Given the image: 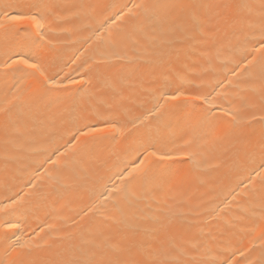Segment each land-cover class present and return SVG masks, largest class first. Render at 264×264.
Here are the masks:
<instances>
[{
	"label": "bare ground",
	"instance_id": "obj_1",
	"mask_svg": "<svg viewBox=\"0 0 264 264\" xmlns=\"http://www.w3.org/2000/svg\"><path fill=\"white\" fill-rule=\"evenodd\" d=\"M43 2L0 0V33L9 27L27 29V33L21 32L20 36L41 45L38 55L48 65L47 75L54 76L58 82L50 81L42 88L43 78L22 79V74L0 69V98L6 96L8 102H14L12 92L16 86L29 94L39 88L45 95L46 106L41 107L35 126L29 122L26 129H21L19 140L8 146L11 160L7 183L3 177L4 145L0 134V201L6 202L8 197L17 195H23L25 201H32V208L27 213L12 216L0 213V225L5 219L18 223L20 231L16 235L22 237V242L42 245L47 242L65 248L70 241L62 238L69 234L74 242H80L81 228L87 217H78L77 214H82L109 179L112 184H121V177L116 173L125 167L129 157L124 151V135L112 134L107 150L98 151L90 144L85 146V141L91 137L79 135L77 129L97 124L101 118L125 122L139 117L143 123H151L160 115L153 111V107L162 88L169 95L195 96L211 91L214 85L222 82L224 87L217 91L227 97L224 107H231L237 112L238 119L259 129L258 121L264 115L259 97L244 84L237 89V77L232 76L231 71L243 57L251 59L260 55L256 43L260 31V0H245L253 5L251 10L241 9L230 26L216 30L214 39L207 43L191 37H197L201 29L207 33L214 27L215 9L211 6L219 0H185L207 7L196 10L195 19L186 13L180 21L182 31L134 38L135 48L131 43L114 45L111 35L117 31L119 22L113 24L109 19L107 25H100L106 18H114L124 5L130 6L136 0H49L59 7L55 9L56 16L49 17L45 23V36L37 39L30 22L13 20L12 17L46 13L41 6ZM239 2L233 0V3ZM168 42H176L180 56L163 64L153 63L155 46ZM6 60L8 56L0 45V64ZM117 81H123L120 96H116L110 87ZM89 94L93 97L92 104L83 111L75 101ZM57 98L62 102L57 103ZM167 103L169 106L192 105L199 101L181 98L169 99ZM199 111H193L191 107L178 109L165 118V123L172 125V134L167 137V146L163 150L171 151L177 160H186L187 163L163 162L165 165L173 163L174 167L173 178L162 187L130 188L135 199L131 206L124 205L127 225L102 223L108 219L107 215L98 218V230L102 235H96L97 242L130 244L147 240L157 246L171 242L187 252L186 256L180 257L182 259H232L233 264H248L249 260L254 261L261 255L264 250L261 212L264 170L259 168V155L254 161L243 155L236 157L227 143L209 141L198 147L191 146V130L187 123L195 125ZM230 119L225 117L221 130L229 127L227 121ZM39 121H43V125ZM74 135L79 136L78 141L72 139ZM53 146H59L66 156L78 153L76 158L84 161L86 170L77 186L63 198L51 194L48 173L53 165L40 167L47 149ZM186 153L194 154L195 161ZM131 158L135 159V156ZM154 159L149 156L144 167H150ZM37 194L44 195L38 197ZM109 213L119 219V214L111 206ZM167 213L183 214L184 227L145 236L143 230L152 228L153 218ZM73 218H77L78 223L74 224ZM129 225L139 226L141 231L133 235ZM15 242V237L9 241L10 244ZM241 251L246 253L244 257L240 256ZM2 255L3 249H0Z\"/></svg>",
	"mask_w": 264,
	"mask_h": 264
},
{
	"label": "snow or ice",
	"instance_id": "obj_2",
	"mask_svg": "<svg viewBox=\"0 0 264 264\" xmlns=\"http://www.w3.org/2000/svg\"><path fill=\"white\" fill-rule=\"evenodd\" d=\"M41 6L47 10L46 13H31L12 17L13 20L30 22L35 29L37 39H42L45 36L43 31L45 23L49 17L56 16L55 9L59 7L49 0H44ZM203 7L207 6L195 2L186 3L185 0H136L130 6L124 5L115 13L114 18H106L100 26L107 25L109 19L113 24L119 22L117 31L111 35L114 45L131 43L135 48L134 38L136 37L148 38L166 31H182L180 21L184 19L185 14L191 15L195 19L196 10ZM211 7L215 9L214 27L209 28L207 33L201 29L199 35L191 37V39H198L205 43L212 41L216 30L221 27H229L237 12L244 8L251 10L253 5L246 3L245 0H240L239 3H233V0H219ZM259 13L260 31L256 43L259 44L257 51H260V55L258 58L252 56L251 59H248L247 56L243 57L235 64L231 75L237 77L235 84L237 89L241 84H244L248 90L259 97L260 110L264 113V51H261L264 50V0H260ZM27 31L23 28L9 27L0 33V45H3L8 56V60L0 64V69H11L13 73L22 74V79L43 78L42 88L50 81L58 83L54 76L47 75L48 65L38 55L41 45L27 37L20 36L21 32L27 33ZM217 54L219 55V51ZM179 56L180 50L176 42H168L167 45L155 46L152 62L163 64L173 57L178 58ZM231 83L229 81V84ZM110 87L116 96H120L119 89L123 87V81L112 83ZM166 87L167 85H164V88ZM223 87V83L218 82L211 91L195 96H186L184 93L169 95L162 88L153 107V111L160 115L151 123H143L139 117L125 122L113 118H101L97 124H87L83 128L77 129L79 135L91 137L90 140L85 141V146L90 144L98 151L107 150L109 142L113 139L112 134L124 135L126 144L124 151L125 155L129 157V162L116 173L121 177V184H112L110 179L103 184L95 199L82 210V214H77L78 217H87L81 228L80 242H74V238L69 234L62 238L70 241L65 248H57L54 244L47 242L43 245L31 241L22 242V237L16 235L20 231V225L10 219H5L4 223L0 225V249H3L0 264H233L232 259L225 261L182 259L180 257L186 256L187 252L183 247H177L171 242L157 246L154 242L147 240L130 244H125L123 241L116 244L97 242L96 240L97 234L102 235L98 230V218L102 216H108V219L102 221L104 224L114 222L127 225L124 205L131 206L135 199L130 188L139 186L143 190L147 189L149 185L162 187L173 178L174 167L173 163L165 165L163 162L187 163L186 160H177L171 151L163 150L167 146V137L172 134V125L165 123V118L174 114L178 109L184 110L189 107L193 111L200 109L195 125L187 123V127L191 130V146L198 147L202 142L209 141L216 144L227 143L236 157L243 155L247 160L254 161L259 155V168L264 170V115L258 121L260 125L258 130L251 123L238 119L236 111L231 107H224V104L228 102L227 97L217 91L218 88ZM12 96L14 102L11 103L8 102L6 96L0 98V134L3 136L4 145L2 159L5 183L10 179L8 164L11 156L8 146L19 140L21 129H26L29 122L35 126L41 107L46 106L45 95L39 88L29 94L16 86ZM181 98L199 101V103L171 106L167 103L169 99L180 100ZM92 100L93 97L89 94L81 97L75 103L83 111H87ZM160 101H164V103H160ZM61 102L62 100L57 98V103ZM225 117H231L227 121L229 127L221 130ZM39 123L43 125V121H39ZM72 139L78 141L79 136L74 135ZM77 155L78 153H73L71 156H66L59 146L47 149L45 160L40 167H44L45 164L53 165V169L48 175L51 181V194L57 198H63L67 192L77 186L85 174L84 161L78 160ZM185 155H191L195 161L194 154L186 153ZM133 156L135 159L131 158ZM149 156L155 159L150 167L145 168L144 162ZM45 171L47 172V169ZM253 171L255 170L253 169ZM256 175L259 176L260 173L257 172ZM249 183L252 181L250 180ZM261 188L264 190V177L261 178ZM37 195L39 197L44 194ZM109 206L119 214L118 220L109 213ZM31 208L32 201H25L23 195H17L15 198L8 197L6 202L0 201V213H4L5 216L27 213ZM261 212L262 218H264V203H262ZM184 220V215L178 213H167L155 217L152 228L143 230L144 235L167 233L174 228L181 229L184 227ZM73 223H78L77 218H73ZM129 227L133 229V235L141 231L139 226L129 225ZM13 237L16 238V242L10 244L9 241ZM239 254L241 257L246 255L244 251ZM234 256L235 253H233ZM248 264H264V250L256 260H249Z\"/></svg>",
	"mask_w": 264,
	"mask_h": 264
}]
</instances>
